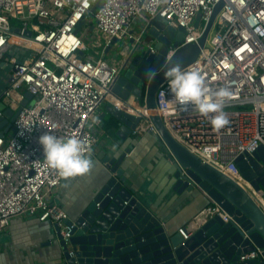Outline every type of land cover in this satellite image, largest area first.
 <instances>
[{"label":"built area","instance_id":"1","mask_svg":"<svg viewBox=\"0 0 264 264\" xmlns=\"http://www.w3.org/2000/svg\"><path fill=\"white\" fill-rule=\"evenodd\" d=\"M220 1L203 47L186 68L201 73L210 97L221 87L231 90L223 108L228 124L214 130L211 116L191 104L177 105L166 81L155 92L154 114L187 152L238 182L243 180L235 160L264 149V0H0V60L11 69L0 100L12 111L26 93L32 102L20 108L9 133L0 137V233L11 218L24 215L57 225L68 240L73 224H65L66 212L51 199L65 177L45 162L39 137L46 132L76 136L88 154L97 141V112L123 63L103 59L111 40L142 43L149 22L161 18L166 26L183 29L168 58L177 48L197 44ZM13 37L23 40L24 53H9L6 44ZM88 38L95 55L85 53ZM124 110L140 118L134 135L157 136L144 105ZM261 168L264 172V163ZM253 196L264 212V197ZM221 214L226 218L211 202L194 220ZM178 232L184 239L190 235ZM260 256L255 249L240 260Z\"/></svg>","mask_w":264,"mask_h":264},{"label":"water","instance_id":"2","mask_svg":"<svg viewBox=\"0 0 264 264\" xmlns=\"http://www.w3.org/2000/svg\"><path fill=\"white\" fill-rule=\"evenodd\" d=\"M222 5L220 1L215 6L197 44L177 48L168 58L169 48H175L182 41L183 29L168 27L161 18L149 22L141 35L142 43L133 44V39L128 40L129 46L125 47L124 52L126 48L130 50L124 54L119 74L109 91L123 107L118 108L105 101V113L100 117L102 119L105 114L110 116V129L115 137L124 142L140 121L139 117L124 109L139 108L142 97L157 132L159 151L163 159L169 162L170 190L176 195L199 190L210 203L220 208L226 218L221 214L193 220L191 225L189 223L181 228L186 233L190 232L186 239L178 231L168 233L152 211L150 201L137 197L123 176L120 166L131 145L123 151H118L114 146L102 159L109 178L77 218L65 222L67 226L73 224L68 240L63 241L57 225L50 226L59 253L56 264H264V212L250 190L264 197V172L261 168L264 149L259 147L251 155H245V159L240 156L235 160L240 177L247 185L242 187L187 152L169 135L154 114L155 92L165 81L163 72L159 71L161 66L179 64L186 68L192 64ZM198 20L199 16L196 22ZM13 31L19 33L17 29ZM143 41L152 45L153 52ZM116 42L112 39L105 52H109ZM7 46L20 49V54L24 52L17 44ZM12 52L9 50V53ZM0 62L5 69L9 67L3 60ZM151 71L157 73L154 79L148 78ZM28 100H31V96L26 93L16 110L5 109L3 105L0 107L3 113L0 137L9 133L14 118ZM115 153H118L117 158L113 156ZM255 249L261 251L260 258L240 260V257Z\"/></svg>","mask_w":264,"mask_h":264},{"label":"crops","instance_id":"3","mask_svg":"<svg viewBox=\"0 0 264 264\" xmlns=\"http://www.w3.org/2000/svg\"><path fill=\"white\" fill-rule=\"evenodd\" d=\"M6 45H9V42ZM10 50L15 53L20 51L16 50L15 46ZM128 50L130 48H126L121 60L111 58L108 59L109 62L122 63ZM106 101L120 105L111 94ZM139 103L143 105L142 97ZM2 105L5 106L0 101V107ZM103 113L104 104L97 112L99 119V125L95 129L97 141L87 154L92 161L90 169L84 174L65 178L51 193V199L66 212L68 220L73 221L77 218L109 178V172L102 159L114 146L118 151H123L131 145L120 166L123 176L137 197L150 201L152 211L168 233H175L188 225L209 206L208 198L199 190L183 192L181 195H176L170 190L169 162L163 159L155 136L132 134L122 142L110 129V116L105 114L101 119ZM113 156L117 158L118 153ZM58 257L50 225L39 222L33 216L19 215L11 218L7 229L0 233V264H56Z\"/></svg>","mask_w":264,"mask_h":264},{"label":"clouds","instance_id":"4","mask_svg":"<svg viewBox=\"0 0 264 264\" xmlns=\"http://www.w3.org/2000/svg\"><path fill=\"white\" fill-rule=\"evenodd\" d=\"M167 82L168 91L177 105L194 106L201 115L211 116L210 123L214 130H219L228 124L223 108L232 92L226 87L219 88L214 98L208 95V88L201 73L182 67L179 64L171 67L161 66ZM156 71L148 73V78L154 79ZM43 149V157L47 165L56 170L59 176L69 178L86 173L92 164L84 150L82 141L76 136L60 138L46 132L39 137Z\"/></svg>","mask_w":264,"mask_h":264},{"label":"rangeland","instance_id":"5","mask_svg":"<svg viewBox=\"0 0 264 264\" xmlns=\"http://www.w3.org/2000/svg\"><path fill=\"white\" fill-rule=\"evenodd\" d=\"M198 24V23H197ZM87 37V36H85ZM9 44L11 43H14V44H17V45H20L22 41L20 40H16V39H10L9 41ZM86 45H87V50L85 51V53H91V54H94V50H92L90 47H89V38L86 39L85 41ZM126 46H129V42L128 40L126 39H121V40H118L116 42V44L110 49V51L108 52V54H105L104 55V59H111V58H115L116 61H119L121 60V58H123V53H124V50H125V47ZM15 53V52H13ZM95 55V54H94ZM1 61V60H0ZM109 61V60H108ZM10 67H7L6 69L4 68V66H1V62H0V94H2L3 90L5 89V87L7 86V82H6V77L7 75L10 74ZM5 72V73H4ZM31 100H28L26 102V104L28 102H30ZM32 105V102L30 103Z\"/></svg>","mask_w":264,"mask_h":264},{"label":"bare ground","instance_id":"6","mask_svg":"<svg viewBox=\"0 0 264 264\" xmlns=\"http://www.w3.org/2000/svg\"><path fill=\"white\" fill-rule=\"evenodd\" d=\"M11 39H16V40H20V39H18V38H11ZM20 41H22L23 42V40H20ZM114 104V103H113ZM118 105V104H117ZM116 105V106H117ZM120 107H121V105H119ZM118 106V107H119ZM240 186H242V187H246V184H245V182H243V181H241V180H239L238 182H237ZM249 187V186H248ZM254 194H256L257 195V193H256V191H254V190H252V189H250Z\"/></svg>","mask_w":264,"mask_h":264},{"label":"trees","instance_id":"7","mask_svg":"<svg viewBox=\"0 0 264 264\" xmlns=\"http://www.w3.org/2000/svg\"><path fill=\"white\" fill-rule=\"evenodd\" d=\"M1 101V100H0ZM5 107V109H8L6 106H4Z\"/></svg>","mask_w":264,"mask_h":264}]
</instances>
